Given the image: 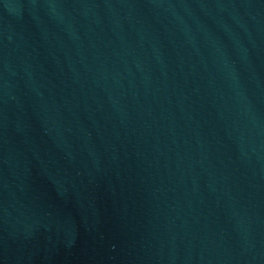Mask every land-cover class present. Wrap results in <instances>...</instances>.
Returning <instances> with one entry per match:
<instances>
[{
    "label": "water",
    "instance_id": "1",
    "mask_svg": "<svg viewBox=\"0 0 264 264\" xmlns=\"http://www.w3.org/2000/svg\"><path fill=\"white\" fill-rule=\"evenodd\" d=\"M0 264H264V0H0Z\"/></svg>",
    "mask_w": 264,
    "mask_h": 264
}]
</instances>
